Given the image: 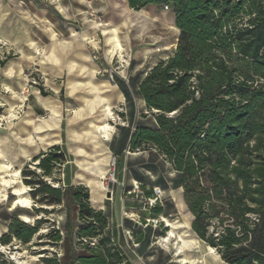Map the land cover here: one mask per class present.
I'll return each mask as SVG.
<instances>
[{
  "label": "rangeland",
  "instance_id": "374dc122",
  "mask_svg": "<svg viewBox=\"0 0 264 264\" xmlns=\"http://www.w3.org/2000/svg\"><path fill=\"white\" fill-rule=\"evenodd\" d=\"M177 36L174 14L163 6L134 10L127 0H0V59L8 51L21 69L14 79L0 76V236L13 215L29 224L48 219L37 235L53 222L64 224V208L34 213L36 204L20 176L24 164L33 168V156L58 145L66 163L55 176L62 185L88 188L90 204L106 214L108 233L130 264H178L172 262L175 250L158 244L169 229L162 217L183 223L205 250L184 223L193 218L175 200L183 197L171 165L152 149L131 151L125 145L128 129L153 122L130 79L137 85L172 52ZM40 87L48 94L41 95ZM70 128L74 138L68 141ZM103 133H110L108 140ZM94 158L102 160L104 179L95 180L104 190L88 185L90 177L79 165ZM152 207L161 212L153 214ZM35 241L12 240L0 251L14 264H42L34 251L44 246Z\"/></svg>",
  "mask_w": 264,
  "mask_h": 264
},
{
  "label": "trees",
  "instance_id": "16d2710c",
  "mask_svg": "<svg viewBox=\"0 0 264 264\" xmlns=\"http://www.w3.org/2000/svg\"><path fill=\"white\" fill-rule=\"evenodd\" d=\"M127 3L134 10L168 5L178 36L137 85L130 79L153 122L128 129L125 144L152 149L171 165L182 189L183 200L175 197L180 211L186 206L191 230L224 263L264 264V0ZM31 163L20 176L34 213L61 207L65 222L37 235L48 219L29 224L13 215L0 245H28L36 237L42 264H130L108 233L106 214L90 204L88 188L62 185L55 176L66 163L63 148L40 151ZM0 264L14 263L0 251Z\"/></svg>",
  "mask_w": 264,
  "mask_h": 264
},
{
  "label": "bare ground",
  "instance_id": "6f19581e",
  "mask_svg": "<svg viewBox=\"0 0 264 264\" xmlns=\"http://www.w3.org/2000/svg\"><path fill=\"white\" fill-rule=\"evenodd\" d=\"M68 135L70 139L68 141L73 140L72 138H74V133L71 128L68 130ZM100 137L104 140H108L109 138L107 133L101 134ZM94 147L95 149L101 150V145H97V142ZM100 161L102 160L96 158H94V160L91 162H88L87 160H82L79 165L82 167V171L86 172L89 175L88 177H90L89 179H86L85 182L94 188L98 186V188L104 190V185H102V182L99 180L97 182V180H95V178L100 180L104 179L105 173L102 167L100 166ZM16 173H18V170L16 171ZM80 181H82V179ZM162 220L166 222V225L169 227V229L164 236L160 237L158 244L159 246L164 247L166 251H169L170 249L175 250L172 255V262H176L178 264H208L214 260L222 261L216 251L208 245H205V250H201L199 246V241L193 234L188 231V229L185 228L183 223L171 221L165 217H162Z\"/></svg>",
  "mask_w": 264,
  "mask_h": 264
},
{
  "label": "crops",
  "instance_id": "0c3cea01",
  "mask_svg": "<svg viewBox=\"0 0 264 264\" xmlns=\"http://www.w3.org/2000/svg\"><path fill=\"white\" fill-rule=\"evenodd\" d=\"M19 63L20 62L16 58H12V57L6 58L4 64L2 66L0 65V76L5 78L6 80H10V79H14L15 77H18L20 75V72H21ZM58 124H59V122H58ZM57 129H58V127H57ZM108 136H110V133L108 134ZM125 142H127V141H125ZM125 145H127V144H125Z\"/></svg>",
  "mask_w": 264,
  "mask_h": 264
},
{
  "label": "built area",
  "instance_id": "2783aa9c",
  "mask_svg": "<svg viewBox=\"0 0 264 264\" xmlns=\"http://www.w3.org/2000/svg\"><path fill=\"white\" fill-rule=\"evenodd\" d=\"M163 7H164V9H169L168 5H164ZM2 54H4V53L2 52ZM6 54H7V55H5V56L3 57V59H5L7 56H10V54L8 53V51H6ZM1 60H2V59H1Z\"/></svg>",
  "mask_w": 264,
  "mask_h": 264
},
{
  "label": "water",
  "instance_id": "95a60500",
  "mask_svg": "<svg viewBox=\"0 0 264 264\" xmlns=\"http://www.w3.org/2000/svg\"><path fill=\"white\" fill-rule=\"evenodd\" d=\"M109 196H110V193L108 192V193H107V197H109ZM190 225H191V224H190Z\"/></svg>",
  "mask_w": 264,
  "mask_h": 264
}]
</instances>
